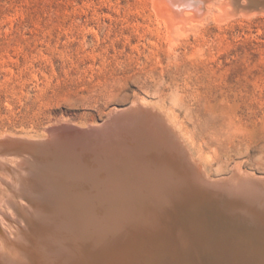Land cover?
Returning <instances> with one entry per match:
<instances>
[{
    "label": "rangeland",
    "instance_id": "obj_1",
    "mask_svg": "<svg viewBox=\"0 0 264 264\" xmlns=\"http://www.w3.org/2000/svg\"><path fill=\"white\" fill-rule=\"evenodd\" d=\"M219 1L186 0L169 39L151 0H0V133L85 127L152 103L210 176L264 178V0Z\"/></svg>",
    "mask_w": 264,
    "mask_h": 264
},
{
    "label": "bare ground",
    "instance_id": "obj_2",
    "mask_svg": "<svg viewBox=\"0 0 264 264\" xmlns=\"http://www.w3.org/2000/svg\"><path fill=\"white\" fill-rule=\"evenodd\" d=\"M186 4L151 0L169 39ZM64 127L0 133V264H264V178L210 176L160 105Z\"/></svg>",
    "mask_w": 264,
    "mask_h": 264
}]
</instances>
